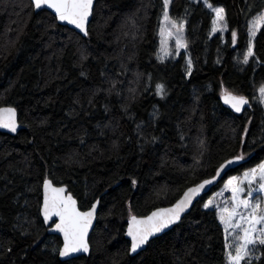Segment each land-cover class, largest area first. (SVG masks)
<instances>
[{
	"label": "trees",
	"instance_id": "trees-1",
	"mask_svg": "<svg viewBox=\"0 0 264 264\" xmlns=\"http://www.w3.org/2000/svg\"><path fill=\"white\" fill-rule=\"evenodd\" d=\"M209 2L225 9V33L212 34L204 3L171 0L169 15L185 23L188 47L162 61L163 0H96L86 37L35 12L30 0H0V107L16 108L22 126L15 135L0 132V264H226L223 229L202 205L227 177L264 161L256 102L264 28L243 63L249 23L264 0ZM225 89L246 97L250 109L225 108ZM241 155L246 161L173 229L130 255L131 215L173 205ZM45 179L66 186L81 210L99 201L88 257L59 259L61 240L40 216ZM257 253L251 264H264V246Z\"/></svg>",
	"mask_w": 264,
	"mask_h": 264
},
{
	"label": "snow or ice",
	"instance_id": "snow-or-ice-1",
	"mask_svg": "<svg viewBox=\"0 0 264 264\" xmlns=\"http://www.w3.org/2000/svg\"><path fill=\"white\" fill-rule=\"evenodd\" d=\"M93 3L94 0H32L35 9L52 10L56 20L75 26L84 35H88L87 24L92 15ZM170 3L171 0H163V22L160 28L161 60L172 55L167 47V41L173 37L177 54L181 49L188 47L184 38L185 23H178L170 17L168 11ZM204 5L214 13L211 31L216 33L226 30L225 9L214 7L209 0H204ZM261 28H264V12L258 14L250 22L248 46L243 57L245 64L254 55L253 40ZM231 37L232 43L235 44L237 33L233 31ZM192 67V61L188 59L189 75ZM157 91L163 94L164 86L157 85ZM259 92L261 102H264V87H261ZM223 100L235 112H241L242 108L249 103L246 97L234 95L227 89L223 92ZM16 111L14 107H0V128L16 132ZM243 158L241 155L235 157V160L239 161ZM232 163H234L233 160L226 161L220 165L216 170V175L211 179H206L195 187L188 188L172 207L157 209L143 217L131 215L126 233L130 237V252L137 253L139 249L149 243L150 238L178 222L182 213L191 206L193 199L207 185L213 184L225 168ZM132 183L136 182L133 180ZM223 192L230 193V199L225 201L222 207L217 206L218 218L224 226L226 264H244L245 261L247 264H251L250 246L257 244L264 246V161L247 169L242 175L230 176L223 184ZM223 192L219 195H223ZM254 193L262 195L259 198H254ZM98 203L99 201H96L88 210L82 211L78 207L77 200L66 187H55L51 180H44L42 214L45 222L53 220V217L59 220L58 223H55V229L63 234V244L58 250L60 257L89 252L87 237L96 216ZM212 204L213 201L209 199L203 206L207 209Z\"/></svg>",
	"mask_w": 264,
	"mask_h": 264
},
{
	"label": "water",
	"instance_id": "water-1",
	"mask_svg": "<svg viewBox=\"0 0 264 264\" xmlns=\"http://www.w3.org/2000/svg\"><path fill=\"white\" fill-rule=\"evenodd\" d=\"M30 2L32 3V0H30ZM95 2H96V0H94V3H93V10H94V6H95ZM33 5V4H32ZM33 7H34V5H33ZM93 10H92V15H93ZM34 11L35 12H38V11H41V10H37V9H35V7H34ZM45 11H47V12H49L50 14H52L53 16H54V13L52 12V10H50V9H45ZM92 15L89 17V21H88V24H87V29H88V26H89V23L91 22V19H92ZM56 22L59 24V25H61V26H63V27H67V28H69V29H71V30H74L76 33H78L80 36H82V37H86L87 35H84L83 34V32H81L79 29H76L75 28V26H73V25H70V24H67V23H65V22H61V21H59V20H56ZM249 101V100H248ZM220 102H221V104L225 107V108H227L228 110H230L233 114H236V115H239V114H241V113H243L245 110H248V109H250V107H251V104H250V102L247 104V105H245L243 108H242V110H241V112H235V110L234 109H232L229 105H227V104H225L224 103V100H223V94L221 95V97H220ZM3 107H10V106H3ZM16 120H17V130H16V132H12V131H10L9 129H5V128H0V132L1 133H5V134H9V135H15L21 128H22V126L18 123V115H17V111H16ZM229 160H233L234 161V163H232V164H230V165H228L226 168H225V170H224V172H222L221 174H220V176L219 177H217V179H216V181L213 183V184H211V185H207L206 187H205V189H203L202 191H201V193L199 194V195H197L194 199H193V202H192V204H191V206L184 212V213H182V215H181V219L191 210V208L202 198V197H204V196H206V195H208L210 192H211V190H212V188L214 187V186H216L225 176H226V174L228 173V172H230L231 170H234L235 168H237L240 164H242L243 162H245L246 161V159H242V160H239V161H236L235 160V157L234 158H231V159H229ZM228 161V160H227ZM226 162V161H225ZM224 162V163H225ZM224 163H222V164H224ZM220 167V166H219ZM218 167V168H219ZM217 168V169H218ZM216 175V171H215V174L213 175V176H215ZM212 176V177H213ZM212 177H210V178H208V179H211ZM50 180V179H49ZM206 180V179H205ZM204 181V180H203ZM203 181H201L200 183H202ZM44 182V181H43ZM200 183H198V184H200ZM198 184H196V185H198ZM54 185V184H53ZM196 185H194V186H191V187H195ZM55 187H62V186H57V185H54ZM63 187H66V186H63ZM67 188V187H66ZM190 188V187H189ZM188 189V188H187ZM187 189L185 190V191H187ZM184 191V192H185ZM41 192H42V199H41V205H40V216H41V219H42V221H43V223H44V225H45V227H47V229H48V234L49 235H53V236H57V237H59L60 238V240H61V246H60V248L62 247V244H63V234L62 233H60V232H58L56 229H55V223H58L59 222V220H58V218H56V217H53V220H51V221H48V222H45L44 221V218H43V214H42V204H43V183H42V188H41ZM184 192L181 194V196L179 197V199L183 196V194H184ZM75 198V197H74ZM76 199V198H75ZM178 199V200H179ZM177 200V201H178ZM98 201V200H97ZM176 201V202H177ZM96 202V201H95ZM94 202V203H95ZM175 202V203H176ZM78 203V202H77ZM174 203V204H175ZM173 204V205H174ZM173 205H171V206H169V207H163V208H170V207H172ZM78 207H79V205H78ZM98 209H99V203H98V205H97V212H96V216H95V219L93 220V223H92V226L90 227V229H89V232H88V237H87V239H88V243H89V238H90V236H91V233H92V231H93V229H94V226H95V224H96V218H97V213H98ZM158 209H160V208H158ZM88 210V209H87ZM155 210H157V209H155ZM155 210H153V211H155ZM82 211H86V210H82ZM153 211H151V212H153ZM151 212L149 213V214H147V215H150L151 214ZM147 215H145V216H147ZM139 217V216H138ZM143 217V216H142ZM129 219H130V217H129ZM129 219H128V221H127V225H126V228H125V233H124V237H125V239L129 242V252H130V237H128L127 236V227H128V222H129ZM181 219L178 221V222H176L175 224H172V225H170V227L169 228H167V229H165L163 232H161V233H158V234H156V236H154V237H152V238H150V240H149V242L151 241V240H153L154 238H157V237H159V236H161V235H163L164 233H166V232H168V231H170L171 229H173L174 228V226H176L180 221H181ZM147 247V245H145V246H143L141 249H139L138 251H137V253H131L130 252V255H132V256H134V255H137L138 253H140L141 251H143V250H145V248ZM59 248V249H60ZM89 254H90V244H89V252H87V253H83V252H80V253H74V254H71L70 256H68V257H60L59 256V253H58V257H59V259L61 260V261H70V260H72V259H74V258H77V257H80V256H86V257H88L89 256Z\"/></svg>",
	"mask_w": 264,
	"mask_h": 264
},
{
	"label": "rangeland",
	"instance_id": "rangeland-1",
	"mask_svg": "<svg viewBox=\"0 0 264 264\" xmlns=\"http://www.w3.org/2000/svg\"><path fill=\"white\" fill-rule=\"evenodd\" d=\"M194 1H200V2H202V3H204V0H194ZM264 12V11H263ZM213 13V12H212ZM262 13V12H261ZM260 14V13H259ZM213 15H214V13H213ZM257 16V15H256ZM255 16V17H256ZM254 19V18H253ZM252 19V20H253ZM251 20V21H252ZM250 21V22H251ZM162 22H163V13H162V16H161V19H160V27H159V32H158V42H159V49H158V53H157V57H158V59L159 60H161L160 59V57L162 56V52H161V39H162V37H161V35H160V28L162 27ZM178 23L179 22H182V21H177ZM249 25H250V23H249ZM212 32V31H211ZM217 33H219V34H224L225 33V30L224 31H218V32H216V33H213L212 32V34L214 35V34H217ZM184 38H185V36H184ZM167 47H168V49L171 51V53H172V55H169L168 57H166V58H164L162 61H170V60H174V59H176L177 57H178V55L181 53V52H186V49H181L180 50V52H179V54H177L176 53V48H175V39H174V37L173 38H171V39H169L168 41H167ZM261 87H264V85L263 86H261ZM261 87H259L258 88V90H257V96H256V102L263 108V111H264V102H261V96H260V92H259V89L261 88ZM246 171V170H245ZM244 172V171H243ZM242 172V173H243ZM242 173H240V174H235V175H237V176H239V175H242ZM232 176V175H231ZM230 177V176H229ZM229 177H227L225 180H224V182L229 178ZM224 182L222 183V185H221V187L217 190V191H215L214 193H212L211 195H208V197L204 200V203H206L209 199H211L212 201H213V204H212V206H210L209 208H207V209H210V210H214L215 212H216V216H217V220H218V223L220 224V226L222 227V229H223V233H224V226L220 223V220H219V218H218V215H217V211H218V209H217V206H223L224 205V202L225 201H227V200H229L230 199V193L229 192H223V184H224ZM221 192H223V195H219V193H221ZM260 195H262V194H259V193H254V198H259V196ZM204 203H203V205H204ZM202 205V207L204 208V206ZM224 238H225V233H224ZM229 242H231V240H229ZM261 245H255V246H250V248H251V254H250V257H249V259L251 260V259H254L256 256H258V249H259V247H260Z\"/></svg>",
	"mask_w": 264,
	"mask_h": 264
}]
</instances>
